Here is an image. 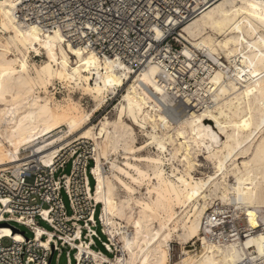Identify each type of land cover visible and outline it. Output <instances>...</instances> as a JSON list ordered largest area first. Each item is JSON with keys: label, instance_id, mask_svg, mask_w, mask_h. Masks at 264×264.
<instances>
[{"label": "bare ground", "instance_id": "1", "mask_svg": "<svg viewBox=\"0 0 264 264\" xmlns=\"http://www.w3.org/2000/svg\"><path fill=\"white\" fill-rule=\"evenodd\" d=\"M16 8L17 0L0 3V170L28 161L30 152L51 165L74 142L95 144L91 197L102 205L101 219L112 243L106 246L116 256L72 243L76 258L87 256L96 264L263 260L264 1L217 0L179 32L186 57L199 51L218 66L203 81L214 90L216 104L198 110L174 102L160 82L158 66L132 72L119 61L73 46L60 31L47 33L25 23ZM33 52L46 60L30 62ZM55 82L90 96L92 110L71 98L59 101L50 91ZM110 96L120 97L117 117L94 124ZM136 126L148 139L140 148ZM146 148L152 150L142 154ZM120 187L129 196L121 197ZM216 207L240 226L242 220L247 236L212 242L208 220ZM42 232L38 229V239ZM0 234L22 239L7 227ZM195 239L200 253L186 247ZM174 241L180 253L176 260Z\"/></svg>", "mask_w": 264, "mask_h": 264}, {"label": "built area", "instance_id": "2", "mask_svg": "<svg viewBox=\"0 0 264 264\" xmlns=\"http://www.w3.org/2000/svg\"><path fill=\"white\" fill-rule=\"evenodd\" d=\"M216 1L17 0L16 16L27 24H37L44 32L60 31L73 46L119 61L132 72L158 66L160 82L174 102L198 110L216 104L214 90L203 81L218 66L199 51L192 58L186 57L179 32ZM94 150L93 142L80 140L61 150L51 165L30 152L28 161L0 170V228L17 230L22 236L17 241L0 234V264H49L51 257L59 261L64 253L68 264H96L87 256L78 260L72 243H84L101 256H116L106 246L112 243L101 219L102 208L98 214L100 205L91 197ZM216 208L208 220L214 230L212 242L226 244L247 236L238 221L224 218L220 213L224 210ZM41 222L51 230L43 228ZM20 227L33 237L28 238ZM38 229L44 231L39 239ZM78 231L80 237L76 238ZM172 247V259L176 260L180 253ZM258 264H264V259Z\"/></svg>", "mask_w": 264, "mask_h": 264}, {"label": "rangeland", "instance_id": "3", "mask_svg": "<svg viewBox=\"0 0 264 264\" xmlns=\"http://www.w3.org/2000/svg\"><path fill=\"white\" fill-rule=\"evenodd\" d=\"M30 57L31 58H29V61L30 62H33V63H35L37 65H40L43 61L46 60V58H45L44 55L38 56L35 52H33ZM54 88H56V89H54ZM50 91L62 103L67 102V100L69 98H71L75 102H79L82 105L83 109L86 110L87 112H90L92 110V108H93V105L94 104H93V101L90 98V96L84 95L83 92L81 90L77 89V88L76 89H74L73 87H71V88H65L64 85H62L61 83L55 82L54 83V86L50 88ZM119 98H120L119 96L117 98L116 97L115 98H112V96H110L108 98V100L105 103V105L103 106V108L94 115V117H93L94 124H99L100 121L103 118H105L106 116L111 117V118H116L117 117V114L118 113L115 111V105L118 104ZM171 116H172V114H171ZM124 119H126V117ZM135 129H136V132H137L136 146L138 148H140V147H142V146H144V145L147 144V140L148 139H147V137L143 136V133H142L141 128H139V127L136 126ZM66 130L67 129L65 127L61 129V131H66ZM61 131L60 130H57L55 133L58 134ZM151 150H152L151 148H146L145 149V152H143L142 154H145L146 155ZM124 162H126V160H123L122 159L121 160V163H124ZM94 165H95V163H94ZM94 165L91 162V166L93 167ZM105 167H106V170L108 172H111V169H109L108 165H106ZM65 172L67 174H69V172H70V165L67 167V170ZM120 178H122L127 184L131 185L134 189H136L137 192L139 191V192L145 193V188L144 187H140L137 184H132L131 181L129 179H127L125 176H121L120 175ZM90 183H91V186L92 187L95 186V182H94V180H93L92 177H90ZM120 196L121 197H127V196H129V194H128V192L126 190H124L122 187H120ZM65 202H66V205L68 206V202H67L66 197H65ZM101 208H102V205L99 206L98 214L100 213ZM118 221L119 222H123V220H118ZM40 225L43 228H45L46 230H48V231L51 230V228L46 223H42L41 222ZM241 226L244 227V224H243V221L242 220H241ZM20 229H21L22 232H26V236L28 238H32L33 237L32 233L28 229H26L24 227H20ZM173 244L176 246L177 245V242L174 241ZM186 247H187V249L189 251H192L193 253H200V251H201L200 250V242L197 239H195L194 241H191L189 244H187ZM101 250L103 252H105V250L102 247H101ZM110 258H115V257L110 256ZM52 264H68L66 254L64 253L62 255V257L60 258L59 261H57V259L55 257L53 259V261H52Z\"/></svg>", "mask_w": 264, "mask_h": 264}, {"label": "water", "instance_id": "4", "mask_svg": "<svg viewBox=\"0 0 264 264\" xmlns=\"http://www.w3.org/2000/svg\"><path fill=\"white\" fill-rule=\"evenodd\" d=\"M2 226H6V225H2ZM14 232H17V230H15ZM51 263H52V257H51V259L49 261V264H51Z\"/></svg>", "mask_w": 264, "mask_h": 264}]
</instances>
